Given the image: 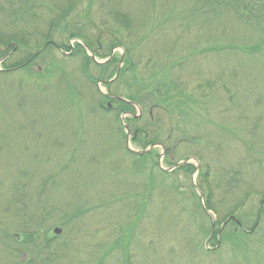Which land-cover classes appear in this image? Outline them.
<instances>
[{"label": "rangeland", "instance_id": "obj_1", "mask_svg": "<svg viewBox=\"0 0 264 264\" xmlns=\"http://www.w3.org/2000/svg\"><path fill=\"white\" fill-rule=\"evenodd\" d=\"M11 1L15 8L19 6L18 0ZM5 3L6 0H0V26L7 10ZM27 6L32 18H29L28 26L23 25L20 29L29 35L45 31L51 18L67 10L70 13L63 20L64 24L68 23L74 28L79 26L83 30L85 27L95 39L99 24L108 19L109 11L117 9L134 19L132 23L137 30L133 35L138 39H145V43L135 49V55L130 53L131 58L136 56L140 62H144L147 52L161 51L160 45L164 42L167 43L166 48L177 56L194 52L195 55H188L190 58L187 62L180 65L181 71L178 67L174 69L175 75L189 90L196 89L199 94L202 91L207 93L209 108L206 120L209 119L212 126H222L220 133L226 134L223 137L221 135V140H217V157L208 155L205 162L210 168H224L225 162H233L239 156L247 158V154L252 155L259 166L252 165L251 168L250 162L244 163L252 172L255 188L259 189L263 185L264 190V32L224 21L210 22L207 27L196 19L188 24L187 4L171 0H81L79 3H70L69 0H29ZM68 6L72 8L69 9ZM19 15L22 17V12ZM61 33L58 31L53 35L55 42H66L67 33ZM122 53L123 50L117 48L113 55L118 58ZM8 54H14L15 58L21 52L11 51ZM60 54L57 51L46 61L55 60V64L67 72L74 87L85 94L84 100H90L89 90L92 86H89L79 71V59H64ZM158 57L162 59V56ZM97 60L102 62L104 59ZM36 66L43 67L39 61L35 68ZM34 72L31 78H26L21 73L0 77V215L2 207L9 200L8 186L16 185L20 189L34 191L32 188L38 189L45 185L40 200L43 198L46 205L68 203L73 204L70 205L71 208L81 206L85 210L82 223L66 229L55 225L49 227V236L53 235L52 229L55 227L62 230L55 243L67 249V257L60 264H123L119 248L116 247L121 245L118 240L119 232L114 230L123 218L117 216V212L126 206L119 199L110 200L111 203L105 199L108 196L105 190H112L109 187L113 183L110 180L113 173L109 170L113 165L111 162L114 163L120 157V150L113 149L114 140L108 138L109 133L103 131L110 123L109 117H103V120L91 119V110L87 104L82 103L81 122L75 119L78 118L77 115L72 118L73 112L66 118V111L62 106L54 107L51 101L47 105L44 89L41 87L42 81L35 77ZM89 73L94 77L100 74L92 65ZM35 81L40 82L41 85L37 84L40 88L29 90L31 86H25L26 82L33 85ZM59 82L54 81L50 85L59 87ZM65 84L62 79L61 85ZM117 87V84L111 86L110 92H115ZM98 88L107 93L104 86L100 85ZM46 108L52 109V112L47 114ZM139 109L138 120L141 118V122L138 125L142 126L149 110ZM158 113L160 112L155 111L154 115L158 116ZM138 114L136 109L135 116ZM46 117L51 120L47 121ZM100 133L103 138L98 137ZM215 137L213 131V139ZM129 146L138 150L134 145ZM196 150L195 145H178L172 160L180 162L186 158L196 168L199 165L194 161ZM157 151L159 154L163 153L160 147ZM162 168L169 169L164 166ZM65 169L69 174L64 172ZM111 170L121 179L122 175L118 171ZM255 170L258 173L260 171L263 177L257 180ZM177 175L166 182L172 190H156L151 195V208L141 216L130 239L128 251H125L129 264H199L195 258L187 256L186 250L177 249L180 252L177 257L172 258L160 252L163 241L184 242L188 237L187 230L192 228L191 219L186 212L180 210L182 206H186V209L190 206V186L197 196H202L199 189H196V174ZM176 186L179 191L177 196L173 191ZM201 199L199 198L200 202ZM260 200L261 197L253 196L247 203V209L255 211ZM162 205H168L169 210L161 213ZM171 212L180 215H176L177 221L170 226L165 218ZM218 213L221 215V212ZM218 213H211L212 221L218 219ZM54 214L52 221L56 219L53 217L61 216ZM196 217L197 225L201 220ZM262 226L264 227V222L261 223ZM2 229L0 224V264H13L15 258L9 241L3 237ZM203 244L207 248H213L206 241ZM233 245L232 241H227L216 248L217 264H264L263 231L256 232L247 253L235 250Z\"/></svg>", "mask_w": 264, "mask_h": 264}, {"label": "trees", "instance_id": "obj_2", "mask_svg": "<svg viewBox=\"0 0 264 264\" xmlns=\"http://www.w3.org/2000/svg\"><path fill=\"white\" fill-rule=\"evenodd\" d=\"M69 1L70 3L81 2V0ZM171 1L187 4L188 24H192L196 19L207 27L206 25L210 22L224 21L245 25L253 31L264 32V0ZM18 2L17 8L14 7L11 0H6L5 3L7 10L0 26V60L5 58L9 52L14 51L13 44L17 46L15 52H21V55L14 58L13 54L1 62L0 77L21 73L26 78H31L35 71V77L42 81L41 87L44 89L47 105L51 101L54 103V107L62 106L66 111V118H69V113L73 112L72 118L77 115L78 118L75 117V119L81 122L80 107L82 103L87 104L91 110V119L103 120V117H109L110 123L103 131L109 133L108 138L114 140L113 149L120 150V157L114 163L111 162L113 164H111V169L118 171L122 177L120 179L113 172L114 170L109 169L113 173L110 179L113 183L110 182L111 185H109L111 191L105 190V193H108L105 199L110 203V200L119 199V201H124V206H126L117 212V216L123 218L114 230L119 232L118 240L121 241V245L116 247L119 248L123 264H129L125 257V251H128L130 239L141 216L148 208H151V195L156 190H172L171 186L166 185V182L176 178L180 173L187 176L196 174V189L201 192L202 199L200 202L199 196L190 186L188 198L190 206H187L188 210L186 206H182L180 211L188 214L192 228L187 230L188 237L184 242L172 241L173 244L163 241L160 246L161 254L163 255L164 252L169 258L177 257L180 252L177 249H181L186 250L187 256L195 258L199 264H217L216 248L227 241L234 243L235 250L247 253L256 232L258 230L264 232V227H261V223L264 222L263 185L259 189L255 188L252 183L253 178H251L252 172L244 163V161L250 162L252 168V165L254 166L258 162L254 156L248 154L247 158L239 156L233 162H225L226 168H210L209 164L205 162L208 155L217 157L219 150L217 140H221L226 134L220 133L223 129L222 126H212L210 120H206L209 108L206 102L208 101L207 93L202 91L199 94L200 92L196 89L189 90L175 75L174 69L178 67L181 71L180 65L186 63L189 56L195 55L194 52L177 56L166 48L167 43L164 42L160 45L161 51H148L144 62H140L136 56L131 58L130 53L135 55V49H138L142 43L144 44L145 39H138L133 35L137 30L132 23L134 19L117 9L109 11L106 21L99 22L102 26L99 24V31L95 39L85 27L83 30L79 26L74 28L70 27L68 23L64 24L63 20L70 13L67 10L49 18L45 31L29 35L20 29L23 25L28 26L29 18H32L31 10L27 6L29 0H18ZM71 8L72 6L69 9ZM20 12H22V17L19 15ZM61 23L62 25H59ZM58 31L64 35L67 33L65 43H57L53 39V35ZM73 40L80 41L97 59H107L115 48L123 50L122 67L117 78L110 84H104L107 95L99 92L96 83H105L113 78L121 55L118 58L113 55L105 64L98 65L77 43L71 44L73 46L71 50L70 43ZM174 41L176 40L174 39ZM57 51L70 52L68 56L60 54L64 59H79V71L88 81L89 86H92V89L89 90L90 100H84L85 94L83 95L79 89L74 87L67 72L61 70L55 64V60L46 61L50 55ZM202 52L197 51V53ZM157 53L162 56V59L158 57ZM37 61L43 67L36 66V69ZM90 65L99 70L100 74L97 77L90 75ZM39 67H41V71ZM56 73L57 75H54ZM62 79L66 82L64 86L61 85ZM58 80L60 81L59 87L50 85ZM28 83L26 82L25 86H31L29 90L40 88L41 85L36 81L33 82V85L31 83L28 85ZM116 84L120 89L117 87L115 92H110V87ZM11 89L13 88L11 87ZM203 89L206 88L203 86ZM131 104L137 105L142 110H149L147 120L143 121L142 126L138 125L141 118L139 120L133 118L136 109ZM155 111L160 112L158 116L154 115ZM46 112L47 114L51 113L52 109L46 108ZM123 115H128L125 118V123L130 134L129 143L138 148V153L128 151L125 143L123 144L125 141V133L121 126V116ZM86 117L88 118V116ZM45 119L51 120L47 117ZM213 131H215V139H213ZM98 137L103 138L101 133L98 134ZM181 144L197 147L196 154H194V159L199 163L197 170L190 163H185L171 172H165L159 168L161 155L158 153L157 147L145 151L150 146H160L164 151L161 165L172 168L177 163L172 160V155L175 154L176 147ZM185 160L188 159L185 158L183 161ZM64 172L67 173L66 169ZM257 173L255 170L254 174L257 175V180L263 177L260 171ZM63 175L65 176V174ZM77 175L80 176V174ZM109 178L110 174L108 180ZM63 179L64 177L60 181ZM7 188L9 200L2 207L3 211L0 215L2 222L0 224L3 227V237L9 241L11 253L15 258L13 264L63 263L67 257V249H63L62 246L55 243L58 236L48 235L49 227L55 225L66 229L82 223L85 210L81 206L71 208L70 205L73 204L68 203L59 206L46 205L43 198L42 201L40 200V196L42 197L40 194L46 188L45 185H41L38 189L32 188L34 191H28L26 188L20 189L16 185H10ZM173 191L176 196L179 194L177 186ZM253 196L261 197L255 211L247 209V203ZM259 204L261 205L259 206ZM161 207H163L161 213H165L170 208L168 205ZM53 212L61 215L53 217L56 218L55 221L51 220ZM208 212L215 214L221 212V215L218 213V219L212 221ZM176 215L180 214L171 212L165 218L169 221L170 226L174 221H177ZM196 216L201 220L197 225L195 224ZM230 218H235L237 222ZM227 219L230 220L221 228ZM203 239L207 245L210 244L213 248H207L203 244Z\"/></svg>", "mask_w": 264, "mask_h": 264}, {"label": "water", "instance_id": "obj_3", "mask_svg": "<svg viewBox=\"0 0 264 264\" xmlns=\"http://www.w3.org/2000/svg\"><path fill=\"white\" fill-rule=\"evenodd\" d=\"M89 56H91V54H90ZM91 57H92V56H91ZM92 58H93V57H92ZM118 71H119V69L117 70V72H116V74H115V77L117 76ZM139 115H140V113H139ZM135 118H137V117H135ZM123 126H124L125 131H126V126H125V124H123ZM128 138H129V134H128V132L126 131V148H127V150L131 151V150L129 149V147H128V142H127V141H128ZM182 163H183V162L178 163L175 167L179 166V165L182 164ZM234 221L236 222L237 220L234 219ZM60 232H61V230H60L59 228H55V229H53V234H55V235H59Z\"/></svg>", "mask_w": 264, "mask_h": 264}]
</instances>
